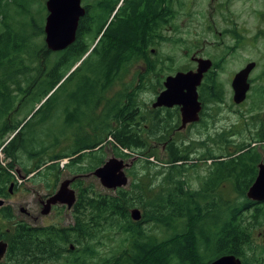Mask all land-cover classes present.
<instances>
[{"label":"trees","instance_id":"obj_1","mask_svg":"<svg viewBox=\"0 0 264 264\" xmlns=\"http://www.w3.org/2000/svg\"><path fill=\"white\" fill-rule=\"evenodd\" d=\"M45 1L0 0V149L8 161L6 166L0 162V197L8 196L13 179L10 170L17 165L28 175L35 173L33 180L55 179L52 192L61 173L68 170L79 176L74 183L79 193L71 210L73 224L68 226L18 222L7 230L4 222H11L14 214L10 206L0 207V240L8 243L1 264H210L225 255H235L243 264H250L253 233L264 224V203L247 198L258 174L260 155L254 151L256 148L249 149L251 144L243 140L227 153L231 150L230 140H221V144L214 141L219 149L205 146L204 141L188 144L178 138L157 140L156 144L167 145L162 156L153 145L150 130L155 128L164 136L175 125L158 120L150 123L135 97L121 95L102 115L91 107L92 99H85L82 106L74 100L73 106L72 91L106 90L115 81L114 76L107 75L99 44L94 66L89 64V58L85 59L66 79L73 88L66 90L65 100L57 109L56 118L65 125L61 138L29 126L31 105L49 96L87 53L86 34L93 33L94 43L105 26L110 30L116 23L109 24L113 12L117 10V18L124 16L131 3L124 0V6H120L122 0H99L90 30L83 19L76 42L65 51L53 53L43 39ZM176 1L170 0L171 5ZM114 33V39L121 41L115 50L126 43V38H134L124 25ZM107 63L111 66L114 61L110 64L108 59ZM202 85L217 87L200 89L206 107L223 101L225 89L218 80L216 83L209 76ZM86 96L93 98V94ZM202 124L207 125L204 119ZM106 145L112 146L119 158L138 156L141 168H133L129 188L110 192L89 182L90 174L106 161ZM196 145L208 150L204 160H214L199 190L191 188L185 179L186 164L195 160ZM64 159L69 163L62 167ZM229 183L236 199L223 196L224 186ZM135 206L144 211L138 222L130 212ZM250 208L254 210L252 215H245ZM145 225H151L150 229L146 230ZM109 237H119L121 245L101 256L98 248ZM260 255V264H264V247Z\"/></svg>","mask_w":264,"mask_h":264},{"label":"rangeland","instance_id":"obj_2","mask_svg":"<svg viewBox=\"0 0 264 264\" xmlns=\"http://www.w3.org/2000/svg\"><path fill=\"white\" fill-rule=\"evenodd\" d=\"M239 1L240 0H234L231 3V6L234 5L235 8L239 9L241 6V4L238 3ZM175 16H177V14L172 12L169 15L170 41L159 50L162 54L166 55L168 53L169 57V60L164 62V71L151 75V73L148 74V66L142 63H137L134 67L126 69L124 75L120 76L118 83L112 90L110 89L112 92L108 97L111 98L129 87L137 89L140 85L138 101L139 104L147 110V108L151 106L154 95L159 90V83H162L168 75H175L178 71H184L187 68L194 69L196 68V65L198 66V64L191 61L194 54L205 59H211V61H214L213 69L216 70L215 73L218 77L217 79L225 88L223 101L207 107L204 112V114L206 113V116L203 118L207 124L206 126H203L201 121L200 124L195 126V128L192 127L190 131L183 136H179L178 139H182L188 144L204 141L206 142L205 146H210L213 149H219L218 145L214 141L221 144V140H230L231 144L229 148L231 150L227 153H232L235 149V145L239 144L243 140H249L251 138V134H254V132L256 133L257 129V122L255 119L248 120L250 129H247L244 123L246 118L245 116L248 114L250 106L256 107L255 109H252V112L255 115L257 114L258 106H256V104H258V100L255 99V103L253 104L251 98H248V105H243L244 102L240 105H236L233 101L234 93L231 85L234 75L243 69L247 63L251 62L248 60V55L258 56L257 52H244L242 51L243 45L240 41L236 44L232 42V37L229 36V32H227V30L229 27L235 26L239 33V37H241L243 29L242 22L240 20L236 17L231 18L228 16L226 19H220L219 11L212 13L209 10H205L203 5L200 4V0H190V2H188L185 16L179 15L176 21L174 20ZM192 19H196V23L192 24L193 26L191 27L190 20ZM182 21H184L183 24ZM210 25L212 26L211 29L209 28ZM43 39L45 40V36ZM179 40H181V42ZM227 41H230L233 47L226 46L225 43ZM155 62L157 61H153V63ZM216 62H220V65ZM149 63L151 64L150 57ZM260 74L257 71L253 75V79L256 82L257 87H264V77H261ZM66 79L67 77L65 76L61 83L40 104L31 105V110L29 111L30 114L27 119V121L30 120V127L36 126L35 128L39 131L43 130L50 132L53 138L60 139V135L63 129H65L64 123L57 120L56 117L59 105L65 100L66 90L73 88L72 82H66ZM77 94L82 96L83 92H78ZM251 117L252 115L250 118ZM256 120L258 121V119ZM225 132L231 133V136H227ZM196 146L198 149L195 150L196 153H194L196 154L195 160L193 162L188 161L186 164L188 166V170L186 172L185 179L188 180L191 188L199 190L205 179L208 177L210 165L214 164V160H204L203 158L205 157V154H207L208 150L200 148L198 145ZM161 149L162 146L160 145L157 150L160 151ZM212 152L220 153L222 150H212ZM104 156L106 157V161L116 156L112 146H105ZM0 162L3 165L8 163L4 157L0 158ZM125 162L130 164L126 171L128 177L130 178L127 186L129 188L132 182L131 174L133 168L136 166L137 169H140L141 163H139L138 156L125 159ZM67 163H69V159H64L61 162V166L63 167V165L65 166ZM192 165H196L197 167H193ZM17 170L21 171L19 167H17ZM13 171L15 179L19 181L18 186L13 188V192L8 197L0 198L5 200L3 207L10 206L14 214V219L11 222H4V224L8 226L7 230L13 229L18 222H25L30 225L39 226H68L73 224L72 211L66 206L53 207L51 213L44 216L42 215V206L39 205L40 200L45 201L48 197H50V195H53L58 191L61 182L73 177V174L70 171L66 170L61 173L60 179L54 188V192H52V187L53 184L56 183L55 179L53 181H47L42 179L39 180L38 178L35 179V181L33 180V177H30V180L27 179L26 181H22V179L18 178L19 175L16 173V168ZM21 175L24 176L27 174L22 171ZM230 181L231 179L226 180V182ZM89 182L104 189L98 179L94 176L89 178ZM230 185L232 184L229 183L227 186H224L225 189L223 190V196L226 199L231 197L236 199L237 195L233 192V187ZM72 188L75 189L78 196V188L75 186H72ZM135 208L139 209L143 216V209L139 206H135L132 209ZM253 211L254 210L250 208L245 212V215L251 216ZM29 212L37 216V223L27 217ZM144 227L146 230H149L151 225H145ZM106 242L107 243L105 245L98 248L101 256L109 255L113 250L118 249L121 245V239L119 237H109ZM125 247H127V243H125ZM263 247L264 224L255 228L253 233L251 245L252 249L249 255L250 264H260V260L262 258L260 251ZM255 259L258 260L256 261ZM50 264H60V262H53Z\"/></svg>","mask_w":264,"mask_h":264},{"label":"flooded vegetation","instance_id":"obj_3","mask_svg":"<svg viewBox=\"0 0 264 264\" xmlns=\"http://www.w3.org/2000/svg\"><path fill=\"white\" fill-rule=\"evenodd\" d=\"M130 1L131 3L126 7L124 16L117 18L119 13L117 12V10L113 12V14L111 15L109 19V24H112L113 21H116V23L112 26L110 30L108 26H105L100 36H98V38L95 40L94 43H92L93 33L86 34V37L88 38V44H87L88 51L85 54V56L82 58V60L78 61L76 65V69H77L78 67L81 66V63L85 59L89 58V61H90L89 64L91 66H94L95 61H96L95 49H96V46L99 44L101 57L103 61L107 64L106 66L107 75L114 76L115 81L106 90H103V88H100V89H87V90L79 89L76 91H72L70 94L73 95L72 96L73 100L71 101V104L73 106L76 105L74 100L76 102H79V105L82 106V103L85 102V99H92L91 100L92 102L90 103L91 107L92 108L96 107L97 113L100 114L101 112V115H102L106 107L109 104H112L113 102H115L121 95L125 94L128 97H135V99L138 101L140 85L138 86L137 89L135 88L133 89L132 87H129L128 89H125L123 92H119L115 96L112 95L113 97L111 98L108 97L111 94L112 92L111 90L113 89V87L118 83L120 76L124 75L126 69L134 67V65H136L137 63H142L148 66V74L149 73H151V75L158 74L164 71V67H165L164 62L168 61L169 57H168V53L165 55V54H162L159 50L166 43L170 41L169 40V33H170L169 32V29H170L169 15L171 12L176 13L177 16L174 17L175 21L177 20L179 15L185 16L187 5H188V2H190V0H177L176 3H173L172 5L170 3V0H130ZM233 1L234 0H200V4L203 5V8L205 10H209L212 13L219 11L220 19H226L228 17H231V18L236 17L238 20H240L242 22V29H243L241 37H239V33L235 26L234 27L231 26L227 30V32H229V36L232 37V42L236 44V43H239L240 41V43L243 45L242 51L244 52H248V53L257 52L258 56L248 55L249 57L248 60H250L251 62L247 63V65H249L250 63H255L256 66L249 75L248 82L250 84V90L248 92L247 99L251 98V100L253 101V104L255 103V99L258 100V104H256V106H258L257 107L258 111H257V114L255 115L252 112V109L253 108L255 109L256 107L250 106V109H248V114L245 116L246 118H245L244 124L246 125L247 129H250L248 120L255 119V121L257 122L256 133L254 132V134H251V138L249 140H246V142L248 144H251L249 149L256 148V150L254 151L260 155V161L258 165H256L258 174H259V169H260L259 166L264 164V123H263L264 121V87H257L256 82L253 79V75L258 71L259 74L261 72L260 76L264 77V0H243V1L240 0L238 2L241 4L239 9L235 8L234 5L231 6V3ZM83 3H84L83 7L86 10V14L80 20V24H81V21L85 19V28L87 30H90V24L91 22L94 21V14H95L96 8L98 7L99 0H83ZM120 6H124V2L121 3ZM198 14H201V13H198ZM103 21H104V17L99 21V25H101ZM183 23L184 21H182V24ZM194 23H196V19L190 20L191 27L193 26L192 24ZM80 24H79V28L77 31L76 40L78 39ZM122 25H124L126 29L131 30L133 32L134 38L133 40H128V38H126L124 41L127 44L125 43L122 45V47H119L117 50H115L114 48L121 41L114 39L115 37L114 32L118 30L119 27H121ZM209 28L211 29L212 26L210 25ZM137 31L139 34L138 39H137ZM179 41L181 42V40ZM225 45L233 47L230 41H227ZM256 46H259V47H256ZM149 57L151 58V64L149 63ZM196 58H203V57H199L198 55L194 54L192 56L191 61L196 63L194 61V59ZM108 59L110 61V64L112 61H114V64L110 66L107 63ZM152 60L157 61V62L153 63ZM128 61H131V62L129 64L124 63ZM219 61H222V60H219ZM89 64H87L86 67H88ZM196 68H197V65H196ZM196 68L194 69L187 68L185 70L186 71L195 70ZM215 72H216L215 69L210 70L205 75L204 80H206V78L211 76L216 79V83H217V76ZM165 80L162 83L161 82L159 83V86H158L159 90L154 95L152 102H151V106L147 108L146 116L150 123L154 122L155 120H158L163 123L169 122L175 125V128L169 133H164V136L163 134L161 135L158 132V130H156L155 128L150 130L152 134L153 145L155 146L156 149H159L160 147V144H156L157 140H162L164 142L172 141L174 139H177L179 136L185 135L188 131L191 130L192 127L195 128V125H196V123L188 124L186 129L181 131L180 127L182 126L183 122H182V115H181V110L179 106H174L172 108H166V107L153 108L152 107V105L157 100V97L159 96V94L165 90V86H164ZM200 89H217V87L216 85H211V86L201 85L198 88L199 95H200ZM78 92H83V95L79 96L77 94ZM90 94H93V98H91L90 96H86ZM205 102L207 104L209 103V97L205 98ZM248 104H249L248 100L243 103V105H248ZM203 107H204V112H205L207 109L205 103H203ZM251 115L252 117L250 118ZM169 118H172V119H169ZM256 119H258V121ZM253 142H256V143H253ZM166 146H167L166 143H164L162 146V153L166 152ZM17 166L22 168L19 165ZM10 172L13 175V179L9 187L11 188V186H13V188H15L18 186L19 181L15 179L14 171L10 170ZM21 176L19 175L18 178L22 179V181H26L27 179L30 180L26 175L25 176L21 175ZM234 185H236V183H234ZM13 188H12V192H13ZM12 192L8 190V196ZM0 198H6V197H0ZM42 202L43 201L40 200L39 205L42 206ZM27 217L30 220L37 223V216H35L34 214L29 212Z\"/></svg>","mask_w":264,"mask_h":264},{"label":"water","instance_id":"obj_4","mask_svg":"<svg viewBox=\"0 0 264 264\" xmlns=\"http://www.w3.org/2000/svg\"><path fill=\"white\" fill-rule=\"evenodd\" d=\"M83 0H46L45 6L47 17L45 22V43L48 50L52 52L63 51L72 45L77 36L80 20L85 16L86 10L82 5ZM198 67L196 70L178 72L166 78L162 91L157 97L153 108H172L179 106L182 115V126L180 130L186 129L188 124L198 123L203 111V103L200 101L198 88L201 86L205 74L213 67V62L209 59L196 58ZM255 63H250L232 80L234 91L233 100L240 105L247 99L250 89L248 82L251 71L255 68ZM130 164L125 160L112 157L107 162L95 170L93 175L99 180L100 184L107 190L116 191L125 188L129 184V177L125 170ZM259 174L248 191V198L256 202H264V164L259 166ZM77 177L66 179L61 182L58 191L42 202V215L51 213L53 206L66 205L72 209L77 201L76 191L71 187ZM13 186L10 188L12 192ZM4 200L0 199V206ZM131 217L134 221L142 219L139 209L131 210ZM8 244L0 241V261L5 257ZM210 264H243L242 260L235 255H225Z\"/></svg>","mask_w":264,"mask_h":264}]
</instances>
